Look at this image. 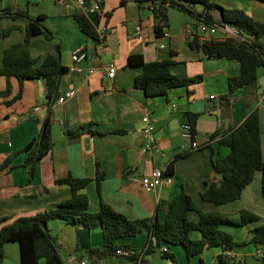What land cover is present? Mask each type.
<instances>
[{
    "label": "crops",
    "instance_id": "1",
    "mask_svg": "<svg viewBox=\"0 0 264 264\" xmlns=\"http://www.w3.org/2000/svg\"><path fill=\"white\" fill-rule=\"evenodd\" d=\"M215 1V0H214ZM223 8H238L256 21L264 22V0H216ZM103 15L85 13L94 27L106 26L101 50L96 42L87 38L80 30L73 14L81 12L74 0L56 3L54 0H0V13L8 6L11 11L25 10V17H11L0 14V66L4 49L21 43L25 26L30 20L41 17L42 26L51 33L47 39L43 35L33 36L29 41V54L38 66L49 53H57L60 65L67 68L71 64V52L78 48L86 49L88 57L83 65L95 67L88 77L71 72L60 74L57 80V94L50 107L47 105L46 83L44 78L26 80L21 90L15 77L0 75V164L9 158L8 166L0 170V218H8L5 223L23 216L57 208L58 204L71 196L67 185L56 184L55 179L67 174L92 180L81 190L88 198V210L97 212L100 201L128 219L157 217L162 221L172 197L184 191L195 205L204 212L218 211L236 221L238 211L246 209L258 220L243 226L223 225L222 229L233 235L237 243L248 241L250 231L264 224V198L261 193V173L256 171L252 181L246 185L240 198L222 205L204 202L200 194L207 185L218 179L211 166L212 151L215 157L227 154L228 148L217 144V140L229 129L239 125L249 112H258L261 136V154L264 158V106L257 107L256 96L264 85V70L258 71L255 86L238 89L230 94L225 103L222 96L227 93V79L239 74V63L233 59L207 58L189 46L186 27L195 23L185 14L166 11L167 22L162 31L169 37H156L154 18L149 8L139 6L135 0H99ZM106 14H109L107 17ZM215 19L219 12H212ZM140 23L144 41L131 36L133 27ZM163 45V46H161ZM141 54L144 61L170 59L171 72L178 77L200 75L201 81L188 87H176L167 95L146 97L143 91L134 86V78L141 72L137 66H128L127 58ZM113 61L116 72L108 78L101 69L102 63ZM9 87V92L6 87ZM69 89L75 94L58 103L57 97ZM213 95V98L209 96ZM171 104H175L173 109ZM39 106V111L34 107ZM51 113L52 147L34 165L31 178L29 166L24 165L26 153L23 147L37 138L40 122ZM186 112L201 113L196 121L195 140L199 144L209 141L215 130L219 135L209 141V146L192 151L173 163L172 180L157 191L145 190L131 178L148 175L153 168H164L175 155L181 153L185 143L181 137L180 125L185 121ZM154 121L155 135L159 152L148 160L140 153L145 138L142 133L144 117ZM94 122L93 130L109 132L100 136L85 133L69 138L65 132L80 124ZM122 130L121 132H114ZM96 163L103 178L97 189L94 181ZM189 218L197 220L192 211ZM48 228L56 240L57 250L64 264H159L163 249L175 257L176 264H203L206 256L213 264L221 250L209 247L201 254L186 257L178 246H162L144 252L147 234H138L129 239H119L117 244H126L132 252H139L137 258L110 256L92 263L86 252L90 248L101 247L102 234L99 227L86 229L60 219L48 222ZM193 239L200 233L192 231ZM263 246L251 243L237 245L227 252L231 257L242 258L246 264H256V256ZM73 257L70 260L69 257ZM169 264H174L168 260ZM2 264H20L18 244L9 242L4 246Z\"/></svg>",
    "mask_w": 264,
    "mask_h": 264
},
{
    "label": "trees",
    "instance_id": "2",
    "mask_svg": "<svg viewBox=\"0 0 264 264\" xmlns=\"http://www.w3.org/2000/svg\"><path fill=\"white\" fill-rule=\"evenodd\" d=\"M124 4L126 0H119ZM139 6L149 8L154 0H135ZM200 5V9L197 6ZM174 8L189 17L195 25L199 22L229 24L243 32L247 39L241 40L234 37L223 39L210 38L201 40L198 35L189 36V46L207 58L233 59L239 63V74L227 79V93L222 96L225 103L229 102L230 94L234 91L255 86L258 79V71L263 67L264 49V22L256 21L238 8L227 9L218 5L214 0H159L152 10L154 18V34L160 37L163 34L162 25L167 22L166 11ZM218 11L219 18L215 19L212 12ZM1 15L11 17L27 16L25 10L11 11L6 6L1 9ZM73 18L77 22L83 34L97 42V33L94 25L85 13H74ZM108 17L109 14H106ZM41 17L30 20L25 26V35L21 43L13 44L4 49L0 75L15 77L21 90L26 80L44 78L46 83L47 105L50 107L57 94V80L60 74L67 69L60 65L57 53H49L38 66L29 54V41L33 36L43 35L50 39L51 33L41 24ZM173 62L170 59L144 61L141 54H132L127 58L128 66H137L141 72L134 78V86L141 89L146 97L164 96L176 87H188L201 81L202 77H178L171 72ZM9 92L7 85L6 91ZM201 113L186 112L185 121L190 126L192 139L195 140L196 121ZM51 113L40 122V131L37 138L27 143L22 151L26 153L24 165L29 166L28 177L34 172V165L52 147L51 137ZM94 122L80 124L72 129H67L65 134L69 138L82 134L106 135L109 132L93 130ZM115 130L114 132H121ZM219 135L215 130L209 136V141ZM209 141L200 144L196 150L209 146ZM217 144L226 146L228 152L222 157H215L212 151L211 166L217 180L211 181L200 197L204 202L213 205H222L240 198L243 188L248 185L256 171L261 173V193L264 198V158L261 154V136L258 112L253 109L242 122L234 129L223 134ZM194 150V151H196ZM190 152H181L175 155L166 165V173L172 176L173 163ZM7 158L0 164V170L8 166ZM94 181L97 189L103 178L96 163ZM91 178H79L70 173L62 178L55 179L56 184L67 185L71 189L70 198L60 202L57 208L37 213L32 216H23L14 219L11 223H5L8 218H0V264L4 258V246L9 242L18 244L20 264H38L44 259L45 264H64L59 256L55 238L49 231L48 222L60 219L66 223L82 226L86 229L99 227L103 244L101 247L90 248L86 252L87 259L96 263L100 259L116 254L118 249H129L126 244H117L119 239H129L138 234H147V243L144 252L160 249L162 246H180L187 258L201 254L209 247H216L221 252L216 255L213 264H246L244 259L231 257L227 252L232 251L237 245L251 243L254 246H263L262 251L256 256V264H264V224L254 227L248 241L237 243L229 232L220 228L223 225L243 226L258 220V215L246 210L238 211L239 218L234 221L229 216L218 212H204L199 209L184 191H180L172 197L162 221L157 217L143 219H128L122 213L114 210L110 205L100 201L99 210H88V198L81 192L91 181ZM196 212L197 220L189 218L190 212ZM200 233L198 239L190 238V233ZM139 252H133L130 258H137ZM161 257L176 264L175 257L167 249L161 253ZM201 264L203 262L201 261Z\"/></svg>",
    "mask_w": 264,
    "mask_h": 264
},
{
    "label": "built area",
    "instance_id": "3",
    "mask_svg": "<svg viewBox=\"0 0 264 264\" xmlns=\"http://www.w3.org/2000/svg\"><path fill=\"white\" fill-rule=\"evenodd\" d=\"M54 1L56 3L65 2V0H54ZM74 3L81 10L82 13L94 12V13H98V15L100 14L103 15L99 0H74ZM158 3L159 0H154L153 3H151V5L149 6L151 12L153 8L158 5ZM95 29L98 39L96 42V48L98 50H101L103 48L105 36L108 32V29L106 26H102V25H97ZM218 31L221 33L220 36L215 35ZM184 32L188 36L196 34L198 35V38L201 40H208L214 37L217 39H223L226 37H234L241 40L247 39L246 35L243 34V32H241L240 30L236 29L235 27L229 24L218 25L216 23L199 22L197 25H195L192 28L186 27L184 29ZM131 36L136 38L137 40L144 41L143 27L140 23H137L133 27ZM162 36L164 38H168L169 32L167 31L163 32ZM70 57H71V64L66 68L68 72L77 75H82L84 77H88L95 71V67L83 65L88 57V53L86 49L78 47L71 52ZM100 67L108 78L114 77L116 72V65L113 61L102 63ZM262 68L264 70V49H263ZM74 94H75V90L69 89L65 91L63 94H60L57 97L56 101L58 103H62L67 98L72 97ZM209 97L213 98V95H210ZM255 104L257 107L264 106V85L260 88V90L257 93ZM171 107L175 109L176 105L171 104ZM39 110H40L39 106L34 107V111H39ZM180 131H181V137L185 140V143H183L180 146V151L190 152L196 150L200 144L197 143L196 140L192 139L190 126L186 122H183L180 125ZM142 133L144 135L145 141L140 147V153L148 160H151L153 158V155L159 152V145L157 143V138L155 135L154 121L149 119L147 116L144 117V125L142 128ZM131 180L140 183L145 190L154 192L157 191L159 188H161L164 184L170 183L172 180V176L166 173V167L153 168L148 175L141 176L139 178L133 177L131 178ZM164 250L165 248L163 249V251ZM132 253L133 252L129 249L116 250V254L124 257L130 256ZM69 259L73 260L74 258L70 256ZM80 264H86V261L80 260ZM159 264H169V263L167 259H164Z\"/></svg>",
    "mask_w": 264,
    "mask_h": 264
},
{
    "label": "rangeland",
    "instance_id": "4",
    "mask_svg": "<svg viewBox=\"0 0 264 264\" xmlns=\"http://www.w3.org/2000/svg\"><path fill=\"white\" fill-rule=\"evenodd\" d=\"M215 1H216V0H215ZM217 4H218V3H217ZM218 5H219V4H218ZM197 8L200 9V5H198ZM168 9H171V10H170L171 12H176V11L172 10V8H168ZM173 9H174V8H173ZM176 14H177V12H176ZM215 35H216V36H220L221 33L218 31ZM220 228H222V226H221ZM192 233H193V232H191L189 236H190V238L193 239V237H192ZM178 247L180 248V246H178ZM205 261H206L207 264H209L210 257L206 256V260H205ZM38 264H45L44 259H40V260L38 261Z\"/></svg>",
    "mask_w": 264,
    "mask_h": 264
}]
</instances>
